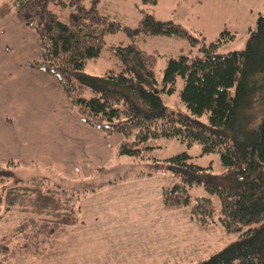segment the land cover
Segmentation results:
<instances>
[{"label": "trees", "instance_id": "16d2710c", "mask_svg": "<svg viewBox=\"0 0 264 264\" xmlns=\"http://www.w3.org/2000/svg\"><path fill=\"white\" fill-rule=\"evenodd\" d=\"M11 1L0 5V20L16 14L39 41L40 54L28 67L54 78L86 125L108 137L122 136L121 154L145 158L154 148L150 142L165 138L199 144L204 155H220V176L212 174L211 167L196 165L187 152L166 160L180 182L163 188L165 206H190V188L201 185L219 197L225 231L239 234L236 241L193 264H264V14L249 31L243 50L224 52L235 38L228 30L208 42L201 33L149 13L138 27H123L100 13V0ZM52 2L70 10L67 22L50 10ZM141 2L154 6L157 0ZM119 30L131 39L110 47L122 70L87 73L88 60L98 58L106 46L105 35ZM148 36L181 38L191 46L189 55L168 60L161 83L155 71L158 55L137 43ZM178 78L184 82L180 97L187 110L170 112L163 96L174 93ZM18 167L12 160L0 164V224L13 212L19 217L0 240V264L15 255L43 256L44 244L79 221V188L65 189L46 175L25 180L15 173ZM214 214L210 198H197L191 205L192 218L202 224Z\"/></svg>", "mask_w": 264, "mask_h": 264}, {"label": "rangeland", "instance_id": "374dc122", "mask_svg": "<svg viewBox=\"0 0 264 264\" xmlns=\"http://www.w3.org/2000/svg\"><path fill=\"white\" fill-rule=\"evenodd\" d=\"M255 1L259 3L253 5L252 13L247 12L248 17H245L247 3L252 4V0H241L239 7L244 12V18L237 21H233L235 15L224 16L214 2L207 3L206 10L201 12L199 0H157L154 6L144 5L141 0H100L98 8L109 21L123 27H138L144 13L153 14L161 21L174 20L191 33H201L208 42L219 37L214 35L215 26L219 25L221 32L232 31L235 36L222 49L230 52L245 48L249 31L256 28L258 16L264 14V0ZM5 2L12 3L11 0H0V5ZM49 8L61 21L69 20L68 8H62L57 2L50 3ZM206 16L213 18L205 19ZM17 27L27 29V32L22 33ZM30 32L34 33L14 13L0 20L1 70L11 68L8 60L22 62L19 58L21 55L27 67L30 60L37 58L30 59L29 56L30 46H33ZM105 42L106 46L99 57L88 60L85 67L87 73L100 76L108 70H122L120 60L110 47L127 45L131 39L123 30H119L106 34ZM137 43L148 53L158 55L155 71L159 83L162 82L168 60L189 55L191 50L187 40L176 37L148 36L140 38ZM38 47L40 49V45ZM51 81L54 87L45 85L47 91L44 90L49 98L46 104L51 105V113L49 118L47 115L44 119L46 125L43 124L42 129L48 137V151L56 164L61 158L60 150L56 147L63 144L61 150L65 153L70 151L69 158L73 161L71 155L81 152L76 140L88 142L89 133L86 131L91 128H85L88 127L85 124L79 127L75 119L81 118L56 80L51 77ZM54 83L57 84L56 88ZM183 86V79L178 78L174 93L163 96L170 112L187 110L180 97ZM257 110L253 111L256 118ZM7 122L11 124L9 119ZM36 131L38 129L32 130L31 134H38ZM106 139L110 143L108 152L104 153L101 145L92 143L93 149L101 147L98 148L99 152L93 157L85 151L86 163L78 166L74 173L61 171L59 166L51 163L43 165L37 158H33L34 161L28 166L16 160L19 167L15 173L20 178L29 180L36 175H46L60 182L65 189L75 186L82 192L78 193V223L68 227L53 242L44 244L43 256L15 255L8 264H193L208 259L239 238V234L225 231L219 221V197L201 185L190 188L191 205L197 198H210L213 201L215 214L207 224L192 218L191 205L167 207L163 202V188L180 182L167 167V159L187 152L196 165L211 167L209 171L220 176L224 168L218 153L204 155L199 144L189 146L178 139L160 138L150 142L154 148L145 158H141L121 154L120 144L123 140L118 143L117 139L108 136ZM18 219L13 212L1 222L0 240L10 232Z\"/></svg>", "mask_w": 264, "mask_h": 264}, {"label": "crops", "instance_id": "0c3cea01", "mask_svg": "<svg viewBox=\"0 0 264 264\" xmlns=\"http://www.w3.org/2000/svg\"><path fill=\"white\" fill-rule=\"evenodd\" d=\"M212 2L218 5L224 16L235 15L233 21L244 18V12L239 7L241 0H199L201 12L206 10L207 3L211 4ZM257 3L259 2L255 0H252V4L247 3L248 11H246L245 17H248L247 12L252 13L251 7L257 5ZM207 18L212 19L213 17L206 16L205 19ZM204 28L207 29V27ZM17 29L22 31V33L27 32L25 31L27 29L23 30L21 27H17ZM221 31L220 26L216 25L214 35H220ZM230 32L232 33V31ZM35 37L36 35L30 32V40L33 45L30 46V59L38 57L40 54L39 42L37 37L35 41ZM19 58L22 62H12L13 59H11V61L8 60V62H11V68L7 70L0 69V163L18 160L22 165L28 166L34 161L33 158H37L36 160L43 165H48L49 163L54 164L55 160H52L50 152L48 151V137L42 129V125H46L43 122L45 121L44 119H46L47 115L49 118L51 113V105L46 104L49 98L46 96V92H44L46 90L45 85L54 86L51 83L52 81L49 75L41 71L29 69L26 66V62H23L24 56L22 57L21 55ZM57 84L54 83L55 88ZM8 119L11 121V124L7 122ZM75 122L78 123L79 127L85 124L81 119H75ZM84 126L88 125L85 124ZM85 128L91 127L88 126ZM36 129H38L36 131L38 134H31L32 130ZM86 132L89 133L88 142L82 139L80 141L78 139L76 140L78 149L81 152L71 155L73 161L69 158L70 151L65 153L61 150L63 144L56 147L60 150L59 156L61 158L54 165L56 167L59 166L61 171H68L70 173L77 171L76 168L78 166H83L86 163L84 159L85 151L89 152V156L95 157V153H98V148L100 149L101 147L99 146L93 149L92 143L101 145L105 149L104 153L108 152V148L110 149V143L103 132L94 128ZM109 138L117 139L118 143L123 140V137L120 135ZM101 153L103 155L102 151Z\"/></svg>", "mask_w": 264, "mask_h": 264}]
</instances>
